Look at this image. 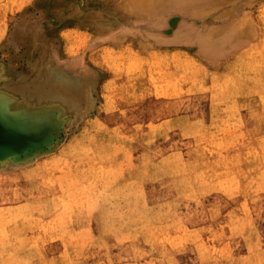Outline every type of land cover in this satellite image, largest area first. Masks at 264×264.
<instances>
[{"label":"rangeland","instance_id":"1","mask_svg":"<svg viewBox=\"0 0 264 264\" xmlns=\"http://www.w3.org/2000/svg\"><path fill=\"white\" fill-rule=\"evenodd\" d=\"M0 66V114L46 104L0 156V264H264V0H0Z\"/></svg>","mask_w":264,"mask_h":264},{"label":"bare ground","instance_id":"2","mask_svg":"<svg viewBox=\"0 0 264 264\" xmlns=\"http://www.w3.org/2000/svg\"><path fill=\"white\" fill-rule=\"evenodd\" d=\"M38 58V57H37ZM8 62V61H7ZM4 63V62H3ZM30 64V63H29ZM8 65V64H7ZM32 65V64H31ZM34 66V64H33ZM39 66V64H38ZM1 69L3 66H0ZM38 68V67H37ZM7 72V70H6ZM8 74V73H7ZM33 74V73H32ZM31 74V75H32ZM35 74V73H34ZM11 75V74H9ZM2 76V75H1ZM0 76V77H1ZM53 76V75H52ZM3 77V76H2ZM34 77V76H33ZM40 77V74L39 76H36V78ZM13 78V77H11ZM47 78V77H46ZM57 78V77H56ZM8 79V78H7ZM43 79V77H42ZM45 79V78H44ZM1 80V79H0ZM6 80V79H4ZM4 80H1V81H4ZM40 80V79H39ZM51 81V80H49ZM61 82V81H60ZM31 83V82H30ZM48 83V82H47ZM53 83V82H52ZM55 83V82H54ZM53 83V84H54ZM4 85V84H3ZM31 86V85H29ZM41 86H44L41 84ZM48 86V85H46ZM50 86V84H49ZM7 87V86H6ZM45 87V86H44ZM1 88V87H0ZM38 88V87H37ZM47 88V87H46ZM57 88V87H56ZM3 89V87H2ZM74 89V88H73ZM72 89V90H73ZM41 90V89H40ZM39 90V91H40ZM48 90V89H47ZM78 90V89H77ZM2 91V90H1ZM0 91V93H1ZM8 91V90H7ZM74 91V90H73ZM47 92V91H46ZM65 91L63 90L62 93H57L55 98L58 97V100L57 102H63L64 104H70L72 103V101L74 102L75 101V97H72L68 94H65L64 93ZM76 92V91H75ZM25 93V92H24ZM32 94V92H31ZM34 94V93H33ZM32 94V95H33ZM51 94H53L52 96H54V92H52ZM31 95V96H32ZM44 95V94H43ZM86 95V94H85ZM30 96V97H31ZM40 96H42L40 94ZM84 96V94H83ZM19 97V96H18ZM87 97V96H86ZM24 99V98H23ZM32 99V98H30ZM211 99V98H210ZM8 100V99H6ZM17 100V99H16ZM87 100V99H86ZM212 100V99H211ZM27 101V100H26ZM33 101V100H32ZM5 102V101H4ZM34 102V101H33ZM52 102V100H51ZM55 102V103H57ZM2 103H0L1 105ZM14 104V103H13ZM7 105V104H6ZM20 105V104H19ZM4 106V105H2ZM15 106V105H14ZM67 106V105H66ZM64 106V108L66 107ZM74 106V105H73ZM68 107V106H67ZM12 108V107H11ZM10 108V109H11ZM45 108H46V104L45 102H38V103H35L33 105H28V107H18V108H15V110L11 113H7L5 114H0V125H2L0 127V139L4 137L5 138H8L11 143L14 142V139L17 138L21 133H23L31 124H33L35 121H37L39 119V117H42L41 115L43 114V112L45 111ZM13 109V108H12ZM66 109V108H65ZM74 109V108H73ZM2 110L3 107H2ZM68 110V109H67ZM72 110V109H71ZM64 113H65V110H64ZM56 117V116H55ZM44 118H47L46 116ZM55 120V118H54ZM39 121V120H38ZM50 121V119H49ZM51 122V121H50ZM46 123L48 124V122L46 121ZM36 124V123H35ZM37 125V124H36ZM50 125V124H48ZM54 125V124H53ZM33 126V125H32ZM57 126V125H56ZM59 126V125H58ZM35 127H38V126H35ZM31 128V127H29ZM46 128V127H45ZM42 129V128H41ZM63 131V130H62ZM55 132V131H54ZM61 132V131H60ZM53 134V133H52ZM58 134V133H57ZM27 135H30V134H27ZM55 135V134H54ZM43 136V135H42ZM56 136V135H55ZM32 137V135H31ZM39 137V136H37ZM54 137V136H53ZM22 138V137H21ZM35 138V137H34ZM41 138V137H40ZM45 138V137H44ZM48 139V138H47ZM45 140V139H44ZM61 140V138H60ZM51 141V140H50ZM21 141H19L20 143ZM44 142V141H43ZM53 142V141H52ZM57 142V140H56ZM18 143V142H16ZM18 143V144H19ZM23 144V143H21ZM6 144L3 143L2 141H0V147L1 146H4V147H8L10 144H8V146H5ZM26 145V143H25ZM43 145V144H42ZM17 146V145H16ZM15 146V147H16ZM51 146V145H50ZM18 147V146H17ZM16 147V148H17ZM23 147V146H21ZM27 147V146H25ZM170 148V147H169ZM19 150V148H18ZM21 150V149H20ZM28 150V149H27ZM14 154V153H12ZM6 156V155H5ZM4 157V156H3ZM2 157V158H3ZM8 157V156H7ZM20 157V156H19ZM1 158V159H2ZM5 159V157L3 158V160ZM168 161L170 162L171 161V158L168 159ZM180 169V168H179ZM186 169V168H185ZM170 170L173 172L171 178H170V195H169V199H172V198H175V199H183V200H187V201H192L194 200L195 198H199L201 197V193L205 190V188H203V186H201V175L198 174V173H194L190 170H187V171H183L184 173L181 175H174V166H171ZM180 172V171H179ZM154 196V195H153ZM152 198V197H151ZM149 199V201H146L145 204H149L150 206L147 208V210L140 214L138 216V219L136 221V227H150V228H157V227H164V226H170L171 223L169 222V219L171 217H169L171 214V212L169 211H166L163 204H164V201H165V198L164 197H161V198H152V199ZM138 200V199H137ZM173 201V200H172ZM177 202V201H176ZM175 202V203H176ZM152 203V204H151ZM144 204V205H145ZM143 206V205H142ZM133 209V208H132ZM110 213V212H109ZM137 213V212H136ZM117 215V213H116ZM120 215V214H119ZM121 217V216H120ZM178 217V216H177ZM39 218V217H38ZM37 218V219H38ZM122 218V217H121ZM36 219V220H37ZM108 219V218H107ZM175 219V218H174ZM173 220V219H172ZM45 222V221H44ZM104 222V221H103ZM105 222H106V219H105ZM121 224L125 225V221L124 220H120ZM119 222V223H120ZM39 223V222H38ZM109 223V222H108ZM111 224V223H110ZM119 225V224H117ZM120 226V225H119ZM100 228V227H99ZM103 228V227H102ZM112 228V226H111ZM110 228V229H111ZM115 228V227H114ZM120 228V227H119ZM118 228V229H119ZM158 229V228H157ZM163 229V228H162ZM116 230V229H115ZM161 230V229H160ZM143 231V230H142ZM158 231V230H157ZM101 232V231H100ZM111 232H113V230L111 229ZM121 233V231H119ZM144 232V231H143ZM160 232V231H159ZM46 233V232H45ZM98 233V232H97ZM115 233H117L115 231ZM104 234H107L106 232H102L100 234V238L101 239H105L106 236ZM118 236V233L116 234ZM96 236V235H95ZM120 236V235H119ZM123 236V235H122ZM126 236V235H125ZM97 238V237H96ZM119 238V237H118ZM156 238V236H155ZM158 238V237H157ZM42 239V238H41ZM122 239V238H121ZM154 239V238H153ZM32 244V243H31ZM99 245V244H98ZM103 246V245H102ZM106 246V245H105ZM19 247V246H18ZM28 247V246H27ZM26 247V248H27ZM33 247V246H32ZM35 247V246H34ZM38 247V246H36ZM107 247V246H106ZM34 249V248H33ZM59 254L62 255L63 257L60 258V257H49V259H47V261L44 262V264H66V260H68V257H70V254L72 253L73 250L71 249H68V248H62V249H59ZM18 253V252H17ZM32 253V252H31ZM30 253V255H31ZM42 253V252H41ZM35 254V253H34ZM38 255V254H37ZM45 255V254H44ZM50 256H52V253L49 254ZM27 256V255H26ZM46 256V255H45ZM24 258V257H23ZM37 258V257H36ZM72 258V257H71ZM34 259V258H33ZM23 260V259H22ZM26 260V259H25ZM30 261V260H29ZM41 261V260H39ZM28 263V261H27ZM31 263V262H30ZM29 263V264H30ZM34 263V262H33ZM19 264H21L19 262ZM32 264V263H31ZM70 264V263H69ZM84 264V263H83Z\"/></svg>","mask_w":264,"mask_h":264},{"label":"water","instance_id":"3","mask_svg":"<svg viewBox=\"0 0 264 264\" xmlns=\"http://www.w3.org/2000/svg\"><path fill=\"white\" fill-rule=\"evenodd\" d=\"M1 126H2V125H0V127H1ZM20 135H21V134H20ZM20 135H19V136H20ZM0 141H2L3 143H5V144H6L5 146H8V144H10L8 147H4V146H1V147H0V156H1L4 152H8V151H10V150L15 149L13 143H11V141H10L8 138H5V139H4V137H3V138L0 139Z\"/></svg>","mask_w":264,"mask_h":264}]
</instances>
